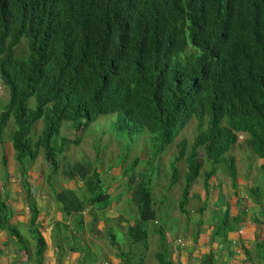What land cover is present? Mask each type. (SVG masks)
Here are the masks:
<instances>
[{
    "label": "trees",
    "instance_id": "obj_1",
    "mask_svg": "<svg viewBox=\"0 0 264 264\" xmlns=\"http://www.w3.org/2000/svg\"><path fill=\"white\" fill-rule=\"evenodd\" d=\"M22 39L26 48L19 55ZM0 86L8 91L0 112V145L12 121L11 148L26 186L36 264H42L47 241L26 182L30 164L42 150L51 168L46 183L63 214H74L82 223V213L90 209L94 217L93 208L104 205L109 194L92 163L62 170L63 180L80 185L77 191L55 187L52 178L59 172V157L80 144L77 134L101 117L116 114L112 129L118 134H157L155 156L197 120L192 143L182 138L177 144L167 188L181 179L177 164L183 162L187 171L178 208L184 215L203 168L200 148L212 163L204 188L218 165L226 166L235 187L236 161L226 155L241 147L238 136L244 135V146L261 160L264 186V0H0ZM40 120L41 136L33 140L31 130ZM63 122L71 124L73 134L52 144ZM146 166L134 185L135 179H128L137 219L127 233L144 248L140 264L148 250L146 225L156 217L152 171ZM256 202L264 209V200ZM6 212L0 199V230L23 242ZM229 214L226 210L217 234L226 230ZM108 236L115 246L110 231ZM159 241L156 261L169 264L162 231ZM260 248L264 259V242ZM212 260L206 256L201 264Z\"/></svg>",
    "mask_w": 264,
    "mask_h": 264
},
{
    "label": "crops",
    "instance_id": "obj_2",
    "mask_svg": "<svg viewBox=\"0 0 264 264\" xmlns=\"http://www.w3.org/2000/svg\"><path fill=\"white\" fill-rule=\"evenodd\" d=\"M250 163L253 166L251 172L245 171L242 174H239L236 165L235 187L232 186L230 177L225 180V183L223 181L217 185L216 174L209 181L207 189L203 186L199 192H194L196 186L193 185L186 206L188 216L186 218L172 214L163 215L159 206L163 204V200L160 203L155 202V220L149 221L146 225L147 243L152 236L160 245V231H162L167 250L166 260L169 264H201L206 256L213 257L210 264H264V259L261 258L263 252L260 248L264 242V209L256 202L264 200V186L259 170L261 160L256 158ZM20 178H14L13 181L17 183L14 187L8 186L5 181L6 185H3V188L7 189V192L3 189L0 198L6 200L9 226H15L16 231L26 240V243L19 242L11 233L0 230V264H36L34 257L36 244L29 230L31 214L25 194L21 193V188L26 187L23 185V179L21 178L20 181ZM29 178L27 181L30 184V192L39 209L41 224L39 230L47 241L42 264H122L125 260L124 264H140L144 248L140 244L141 251H137L134 247L139 243H133L127 233L128 228L134 225L137 213L133 221L130 215L118 213L113 203L104 217H101L102 213L98 207L99 213L95 220L94 217L88 216L90 209H86L82 213L83 222L78 223L74 214L65 216L60 205L51 198L52 196H49L50 193L42 191L40 179ZM125 179L124 177L125 183H128ZM60 181L63 184H72V187L63 186L66 189L77 191L80 186L75 181ZM8 182L11 180L8 179ZM254 187L261 190L253 194L250 189ZM115 188L119 189L120 186L114 183L111 189L113 193ZM9 189L12 190V197H9ZM126 192L127 199L130 200L131 189L129 188ZM193 199L199 201L194 210L190 208V201ZM226 210L230 213L226 230L217 234ZM191 212L201 213L203 219L192 222L189 218ZM163 218L166 223L164 227L161 226ZM96 220L99 221L96 223ZM19 226L24 228L23 231L18 229ZM54 228H58V231L55 232ZM61 229L70 232L72 236H68L67 240L60 238ZM109 231L114 236L115 242L118 237L122 238L120 241H123L124 247L130 249L125 252L133 255V259L130 258L131 261L129 257L124 259L123 255L121 256V250L117 245L114 247L110 244ZM96 232H99L100 236ZM103 232L107 235L103 236ZM179 240H182L181 245L178 243ZM76 243H79V246H75ZM158 248L160 250V247ZM133 249L137 252H130Z\"/></svg>",
    "mask_w": 264,
    "mask_h": 264
},
{
    "label": "rangeland",
    "instance_id": "obj_3",
    "mask_svg": "<svg viewBox=\"0 0 264 264\" xmlns=\"http://www.w3.org/2000/svg\"><path fill=\"white\" fill-rule=\"evenodd\" d=\"M25 41L24 39L21 40L17 46V53L19 55H23L25 52ZM8 102V91L3 87L0 86V112L4 109L5 105ZM29 107H34V100L29 101ZM116 114L107 115L101 117L99 120L91 124L85 131L79 132L77 136L81 137V142L77 147H69L66 153L59 157L60 168L59 172L52 178L55 187H61L67 185L68 187H72L71 183H62L60 180H63V172L62 170L66 169V166L72 165L77 162H84L88 161L93 164V166L98 170L100 174V179L104 184V191L109 194L107 200L104 201V205L100 204V210L102 213L101 217H104L105 212L109 210L113 203L115 204L116 209H118V213H125L130 215L135 219V215L137 213L135 206L131 202V200L127 199L129 188L131 189L132 186L128 183H125L123 178L125 177L128 181V178L135 179L133 181V185L139 180L141 174H144L145 170L147 169L146 165H149V169L152 171V199L153 202L160 203L163 200V204H160L159 209L162 211L163 215H177L180 218H186L187 215H183L178 210V203L180 200V196L184 187V177L186 174V165L182 162L177 164V168L180 172L181 179L179 182L171 189L167 190L168 182L171 178V163L176 158L178 154L177 144L183 138L187 140V142L192 143L197 135V120L195 118L191 119L185 128L182 130V133L179 138H177L171 145H169L163 152H161L158 156L156 155V137L157 134H152L147 130H143L138 135H129L125 134H118L112 129V124L115 121ZM14 126L12 121H10L4 132H3V141L0 145V194L1 191L7 192V189L3 188L4 183L7 181L8 186H16V181H13L14 178H19V170L20 165L15 161L14 152L11 148L10 142V134L13 131ZM43 129V122L42 120L35 123L31 130L30 137L33 140H37L42 133ZM72 129L71 124L69 122H63L59 135L55 136L52 140V144L59 142L58 140L62 137H69L72 136ZM242 136V135H240ZM243 137V136H242ZM244 141V137H243ZM240 141L241 147H234L231 149L229 153H227V157L233 156L236 161V165L238 166L239 174L246 172H251V165L250 161H255L256 157L251 153V151L244 146V142ZM199 157L204 161L203 168L200 171L199 177L195 181L194 185L196 189L194 192H199L203 189V179L204 174L206 171H209L212 167L211 161H209L205 156V151L203 148L199 149ZM4 155V156H3ZM3 158H6L7 165H2ZM149 158V160H148ZM151 159V161H150ZM136 160V161H135ZM137 162L135 168L131 169V164L133 162ZM26 163V162H25ZM27 164V163H26ZM257 163L255 164V166ZM216 183L217 185L225 183V180L229 178L227 173V168L225 165H218L216 166ZM51 172V168L49 164L44 160L43 151H40V155L38 158L30 164L27 180L29 177L35 178L37 177L41 181L42 191H49L48 184L46 183V177ZM126 173V174H125ZM250 175V174H249ZM8 179L11 182H8ZM30 179V178H29ZM21 181V178H20ZM118 184L120 186L119 189L115 188V192H112L113 184ZM30 188V187H29ZM31 189V188H30ZM10 190L9 197H12L11 194L12 190ZM8 190V191H9ZM21 193L24 195V189L21 188ZM49 196H52L51 194ZM53 200L60 205L59 202L56 201L55 197L52 196ZM198 199H193L190 201V208L192 210L198 205ZM98 206V205H97ZM61 207V205H60ZM107 207V208H106ZM98 207L93 208V215L94 217H98L99 211L97 210ZM169 212V213H168ZM90 211L88 216H90ZM201 213H194L191 212L189 215L190 220L193 222L195 220L199 221L203 219V215ZM129 218V217H128ZM131 219V218H129ZM99 220H96V223ZM166 225L164 218L161 220V226L164 227ZM15 228V226H12ZM20 231H23V227L18 228ZM89 229H91V224H89ZM55 232L58 231V228H54ZM96 231V230H95ZM94 231V232H95ZM100 231V230H99ZM98 236H100L99 232H96ZM61 234L60 238L67 240L68 236L71 237L72 234L68 231L61 229L59 231ZM107 234H104L105 236ZM153 235V234H152ZM11 237V236H10ZM116 237V235H115ZM23 238V237H22ZM117 238V237H116ZM71 239V238H70ZM122 238L117 239L115 242V246L117 245L120 248L121 256L123 255L124 259H128L131 261L133 259V255L130 254L127 247H124L122 244L123 241H120ZM72 240V239H71ZM23 243H26V240L23 238ZM158 242L151 236L148 241V252L145 253V262L144 264H158L156 258L154 257L155 254L159 251ZM75 246H79V243H76ZM133 248V247H132ZM137 251H141L142 246L140 244H136L134 247ZM133 249L136 253L137 251ZM119 255V257H121ZM117 257V256H116ZM131 258V259H130Z\"/></svg>",
    "mask_w": 264,
    "mask_h": 264
},
{
    "label": "clouds",
    "instance_id": "obj_4",
    "mask_svg": "<svg viewBox=\"0 0 264 264\" xmlns=\"http://www.w3.org/2000/svg\"><path fill=\"white\" fill-rule=\"evenodd\" d=\"M243 137H244V140H245V136L244 135H242ZM242 136H238V141L240 142V141H243V137ZM258 159V158H257ZM19 177H21V176H19ZM22 178V177H21ZM23 179V178H22ZM129 179V178H128ZM26 182L28 183V181H27V177H26ZM195 183V182H194ZM23 185H25L24 184V179H23ZM194 185V184H193ZM203 185V184H202ZM26 187V186H25ZM30 187V184L28 183V188ZM193 187V186H192ZM30 189V188H29ZM192 189V188H191ZM25 190V189H24ZM51 195H52V193L51 192H49ZM24 194H25V191H24ZM108 194V193H107ZM190 194H191V192H190ZM1 200H5L4 198H0ZM190 199V198H189ZM180 201V200H179ZM5 202H6V200H5ZM37 205V204H36ZM38 208V207H37ZM39 210V209H38ZM178 210H179V208H178ZM29 211H30V209H29ZM180 212V211H179ZM31 214V213H30ZM182 214V213H181ZM184 215V214H183ZM154 221V220H153ZM9 222V221H8ZM16 238V237H15ZM178 243H179V245H181L182 244V240H179L178 241ZM145 258H146V256H145ZM144 261H145V259H144ZM144 264V263H143Z\"/></svg>",
    "mask_w": 264,
    "mask_h": 264
}]
</instances>
